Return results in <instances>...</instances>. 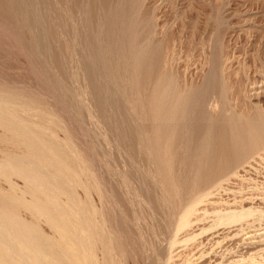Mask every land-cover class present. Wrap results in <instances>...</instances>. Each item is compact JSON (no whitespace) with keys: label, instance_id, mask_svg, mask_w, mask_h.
<instances>
[{"label":"rangeland","instance_id":"obj_1","mask_svg":"<svg viewBox=\"0 0 264 264\" xmlns=\"http://www.w3.org/2000/svg\"><path fill=\"white\" fill-rule=\"evenodd\" d=\"M165 88L175 116L152 110ZM0 104L75 157L118 264H264L263 140L233 144L241 112L264 125V0H0ZM0 128L14 209L30 194L8 157L27 154Z\"/></svg>","mask_w":264,"mask_h":264},{"label":"bare ground","instance_id":"obj_2","mask_svg":"<svg viewBox=\"0 0 264 264\" xmlns=\"http://www.w3.org/2000/svg\"><path fill=\"white\" fill-rule=\"evenodd\" d=\"M168 92L170 91L165 88L162 93L153 96L151 107L155 116L165 113L171 117L178 113L179 102L183 96L181 93L166 95ZM162 96L169 98H162L166 106L159 107ZM163 108H165L164 112ZM243 114L241 112L236 120L234 146L241 137L254 150L259 137L263 140L262 146L264 147V125L261 124L260 119H250L249 116L246 117ZM0 125L14 131L17 141L13 143H18L24 150V152L21 151L27 154L20 157H8V159L10 164L14 163L19 167L13 168L12 171L27 179L25 193L30 194L29 198L22 200L25 197L19 199L21 195L18 197L9 193L8 196H11L9 199L12 200L14 209L10 205L11 208L5 205L7 200L4 197L5 200L0 199L2 209L10 214L8 215L10 220L3 218L11 222V227L6 229L0 221V264H118L117 260H113V251L116 249L118 239L117 237L115 239L113 234L108 239L106 234L102 233L100 223L95 219L92 206L83 205L74 196L73 189L80 184L75 167L76 159L66 150V145L53 136L51 127L48 131L49 127L44 125V121L39 125H31L21 117H17L15 112L11 111V107L1 104ZM22 152L19 154H23ZM209 160L211 166L215 161L217 163L220 161V156L217 154ZM4 162H6L5 159ZM0 174L3 176L5 174L1 164ZM214 180L216 181L213 182L218 181L216 178ZM64 195L67 196V201L61 199ZM20 207L30 212L31 218L29 219L32 221H27L28 218L21 216L23 214H20L21 212L17 209ZM189 209L192 210V206ZM85 210H89V213L85 214ZM42 223H46L51 228V234H47L42 229ZM98 245L102 246V257L97 255Z\"/></svg>","mask_w":264,"mask_h":264}]
</instances>
